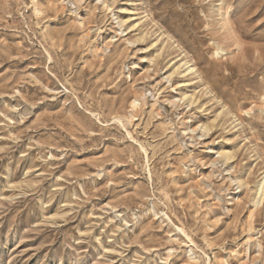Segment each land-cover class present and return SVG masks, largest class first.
I'll use <instances>...</instances> for the list:
<instances>
[{
    "label": "rangeland",
    "instance_id": "obj_1",
    "mask_svg": "<svg viewBox=\"0 0 264 264\" xmlns=\"http://www.w3.org/2000/svg\"><path fill=\"white\" fill-rule=\"evenodd\" d=\"M262 94L264 0H0V264H264Z\"/></svg>",
    "mask_w": 264,
    "mask_h": 264
},
{
    "label": "bare ground",
    "instance_id": "obj_2",
    "mask_svg": "<svg viewBox=\"0 0 264 264\" xmlns=\"http://www.w3.org/2000/svg\"><path fill=\"white\" fill-rule=\"evenodd\" d=\"M75 1H77V0H75ZM79 1V0H78ZM74 3H76V2H74ZM132 19V18H131ZM133 23V22H132ZM137 23V22H136ZM138 24V23H137ZM134 25H135V23H134ZM122 26V25H121ZM131 27H133V26H131ZM164 35V34H163ZM165 36V35H164ZM153 43V42H152ZM110 47V46H109ZM100 50V49H99ZM184 53V52H183ZM182 66H186L185 67V69H184V71H186V72H190L192 69H193V67L191 66V65H189V61H185V59H184V61H182V64L179 66H176L175 67V69H177V70H179V69H181L182 68ZM176 76H178V75H176ZM180 76V75H179ZM182 76V75H181ZM197 76V75H196ZM200 78V77H199ZM170 81V80H169ZM188 85V84H187ZM145 94V93H144ZM263 95V94H262ZM261 97V100H262V105H263V107H262V110H263V112H264V95L263 96H260ZM197 98V97H196ZM143 100H144V98H143ZM142 100V101H143ZM136 101L137 100H132V102H131V107L132 106H135V103H136ZM138 103V102H137ZM136 103V104H137ZM169 103V102H168ZM171 103V102H170ZM169 103V104H170ZM174 105V104H173ZM132 109H134V107H132ZM230 115V114H229ZM232 115H234L233 113H232ZM221 156H223V157H225V159H229L230 157H231V155L229 154V153H226V152H223L222 153V155ZM235 156V155H234ZM215 162V161H214ZM217 163V162H216ZM209 183V182H208ZM233 183V182H232ZM205 184H207L206 182H205ZM256 187H257V189H256V191H255V193H256V195L257 194H259L258 195V198H255V199H258V200H254V202H253V204L255 205L254 207H256L257 206V204L259 203V200H260V198L262 197V193H263V187H264V171L262 172V176L259 178V180L256 182ZM209 188V187H208ZM235 194H236V192H235ZM228 211V210H227ZM229 212V211H228ZM252 214V213H251ZM249 228H250V224H249ZM248 228V229H249ZM250 236V235H249ZM192 242V241H191ZM191 258H192V256H191Z\"/></svg>",
    "mask_w": 264,
    "mask_h": 264
}]
</instances>
